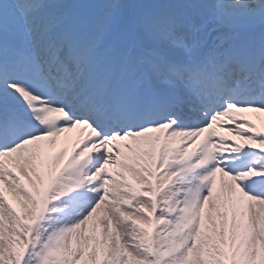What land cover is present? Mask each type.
<instances>
[{"label": "snow or ice", "instance_id": "snow-or-ice-1", "mask_svg": "<svg viewBox=\"0 0 264 264\" xmlns=\"http://www.w3.org/2000/svg\"><path fill=\"white\" fill-rule=\"evenodd\" d=\"M249 112L264 0H0V264H264Z\"/></svg>", "mask_w": 264, "mask_h": 264}, {"label": "rangeland", "instance_id": "rangeland-1", "mask_svg": "<svg viewBox=\"0 0 264 264\" xmlns=\"http://www.w3.org/2000/svg\"><path fill=\"white\" fill-rule=\"evenodd\" d=\"M246 119L248 121H250L252 124L256 125V127L261 130V131H264V113H255V112H249V113H245L243 114ZM224 123H227V121H224ZM220 131V130H218ZM228 132H225V133H221L220 132V135H223V136H226L229 138L230 141H235V143H238V144H242V143H246L245 141H241L239 138L235 137L234 135H232L231 133L227 134ZM69 136H71V130L66 132L62 137H65L66 140H65V144L68 143L69 141Z\"/></svg>", "mask_w": 264, "mask_h": 264}]
</instances>
